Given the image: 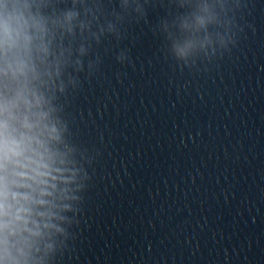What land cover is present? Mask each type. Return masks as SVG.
<instances>
[{"label":"clouds","instance_id":"1","mask_svg":"<svg viewBox=\"0 0 264 264\" xmlns=\"http://www.w3.org/2000/svg\"><path fill=\"white\" fill-rule=\"evenodd\" d=\"M250 2L0 0V264L78 258L107 143L102 130L83 142L68 108L106 57L135 67L120 46L131 26H149L174 70L200 72L239 45ZM155 7L165 15L150 23Z\"/></svg>","mask_w":264,"mask_h":264},{"label":"water","instance_id":"2","mask_svg":"<svg viewBox=\"0 0 264 264\" xmlns=\"http://www.w3.org/2000/svg\"><path fill=\"white\" fill-rule=\"evenodd\" d=\"M165 15L163 7L149 9V22ZM121 47H128L135 67H122L106 57L99 79L86 83L69 104L68 111L77 121L76 131L85 143L98 141L102 130L105 140L137 100L171 64L161 53V39L155 37L147 24L133 25ZM117 73H126L120 79Z\"/></svg>","mask_w":264,"mask_h":264}]
</instances>
